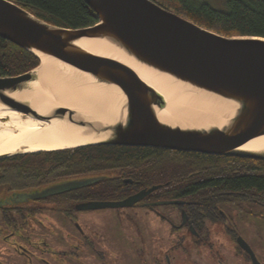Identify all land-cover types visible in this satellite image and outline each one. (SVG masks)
I'll return each instance as SVG.
<instances>
[{
    "label": "water",
    "instance_id": "1",
    "mask_svg": "<svg viewBox=\"0 0 264 264\" xmlns=\"http://www.w3.org/2000/svg\"><path fill=\"white\" fill-rule=\"evenodd\" d=\"M86 1L96 12L98 21L71 28L49 23L12 0H0V36L36 55L40 51L56 56L101 81L121 87L127 96L126 116L111 125H97L95 130L107 131L109 137L96 143L150 145L264 159V150L239 148L264 134V37L220 34L155 0ZM83 36L108 38L138 61L234 100L238 108L223 126L184 128L164 122L156 111V107L163 108L166 104L162 94L128 66L76 44ZM36 68L0 76V103L37 116L39 113L31 103L12 95L27 89L28 83L37 78ZM88 124L94 128L93 123ZM9 153H0V157ZM104 178V175L80 176L39 191L25 192L22 197L39 198L91 185ZM145 191L121 200H94L87 207L133 205L145 196ZM174 203L178 201L155 202ZM246 247L250 249L248 244Z\"/></svg>",
    "mask_w": 264,
    "mask_h": 264
},
{
    "label": "flooded vegetation",
    "instance_id": "2",
    "mask_svg": "<svg viewBox=\"0 0 264 264\" xmlns=\"http://www.w3.org/2000/svg\"><path fill=\"white\" fill-rule=\"evenodd\" d=\"M9 125V117L0 116V126ZM87 145L80 147L104 145L127 150L128 156H137L136 160H122L112 167L105 164L107 167L103 169L128 187L126 191L120 194L107 190L82 191L88 187L96 189V182L25 200L22 197L25 192L39 191L77 178L73 156L79 147L19 150L0 157V264H110L124 261L125 257L148 264H183L188 261L195 264H264V226L256 222L264 218V201L253 197L252 192L207 186L189 192L188 176L193 177L201 170L188 172L187 167L179 170L173 165L175 160L182 167L190 156L189 150L116 143ZM9 150H0V153ZM66 154V160L55 159ZM235 162L237 160L232 158H222L217 164L224 166L222 172H227ZM108 173L98 175L106 177ZM210 178L213 177L201 175L196 182ZM141 190H146L145 196L133 205L87 207L94 200H121ZM162 200H177L175 212H165L160 208L164 204H155ZM135 206L154 213L168 226L132 229L139 226L134 220L128 227L115 230L121 237L126 236L125 239L119 238L126 243L121 251L114 246L115 243L105 239L101 229L84 225L79 217L99 209ZM47 212L62 213L67 218L68 222L63 225L67 226L65 236L59 242L64 245L62 249L45 240L46 230L51 233L50 227L57 226L46 220ZM48 253L55 262L46 255Z\"/></svg>",
    "mask_w": 264,
    "mask_h": 264
},
{
    "label": "bare ground",
    "instance_id": "3",
    "mask_svg": "<svg viewBox=\"0 0 264 264\" xmlns=\"http://www.w3.org/2000/svg\"><path fill=\"white\" fill-rule=\"evenodd\" d=\"M76 44L128 66L154 87L166 101L163 108L156 107L157 115L169 124L184 128L223 126L238 108L234 100L138 61L108 38L83 36ZM37 53L40 57L35 69L37 78L28 83L27 89L12 95L31 103L39 114H26L0 103V116L7 115L10 120L8 127L0 126V150L30 152L47 150L51 146L74 148L108 138L109 132H97L95 127L111 125L125 118L127 96L121 87L101 81L61 58L40 51ZM61 107L65 110L59 111ZM88 122L93 123L94 128ZM239 148L263 151L264 134Z\"/></svg>",
    "mask_w": 264,
    "mask_h": 264
},
{
    "label": "trees",
    "instance_id": "4",
    "mask_svg": "<svg viewBox=\"0 0 264 264\" xmlns=\"http://www.w3.org/2000/svg\"><path fill=\"white\" fill-rule=\"evenodd\" d=\"M12 1L23 6L37 17L63 27H85L98 21L96 12L86 0ZM155 1L208 29L226 36L251 35L264 37V0H226L224 8L214 7L206 0ZM39 63L40 57L34 52L0 36V76L20 74L38 66ZM188 153L190 156L186 158L182 167L178 166L175 160L173 165L179 170L187 167L188 172L201 170L193 177L187 175L190 179L187 185L189 192L205 186L222 190H242L252 192L253 197L264 201V159L193 151ZM73 158L76 159L77 176L80 177L88 174H106L108 171L103 169L107 165L112 167L122 160L133 161L137 159V156L134 154L128 156L127 150L124 149L107 148L100 145L79 147L74 152ZM222 158H232L237 162L232 163L227 172H222L224 166L221 167L217 164L218 159ZM55 159L59 161L66 160L67 154L62 158L56 156ZM159 160L161 159L159 158ZM165 168V166H162V169ZM218 173H220V176L215 177ZM201 175L212 176L213 178L205 182H196ZM113 176L114 174L108 173L103 180L96 184L98 185L96 189L88 187L82 191L102 192L107 190L119 194L126 191L128 187Z\"/></svg>",
    "mask_w": 264,
    "mask_h": 264
},
{
    "label": "rangeland",
    "instance_id": "5",
    "mask_svg": "<svg viewBox=\"0 0 264 264\" xmlns=\"http://www.w3.org/2000/svg\"><path fill=\"white\" fill-rule=\"evenodd\" d=\"M208 3H210L212 6L217 8H224L226 6V0H206ZM174 204H164L161 205L160 208L165 212H175L174 210ZM80 221L84 225H90L96 228L101 229L105 239L115 243L114 246H117L121 251L124 249V246L126 245L123 240H119V238L125 239L126 236H120V234H117L115 232L119 231L120 229H123L125 227H128V225L132 224L134 220L138 223L139 226H133L132 229H139L144 228V226H168L164 222H162L159 217L155 216L154 213L148 212L143 207H131V208H105V209H99L90 211L87 213L86 216H79ZM45 218L47 221L56 224L57 226H51L50 231L51 233L46 230V236L45 240L52 244L55 248L62 249L63 244L62 242L59 244L61 240L60 238L64 239L65 232L67 229V226H63L67 221V218L62 213H49L47 212L45 215ZM256 222H261L260 224L264 226V218L262 220H258ZM56 233V234H55ZM58 235V239H57ZM41 239L44 237L40 236ZM39 238V237H37ZM58 240L56 243L54 241ZM123 246V248H122ZM125 251V250H124ZM122 251L124 254L125 252ZM128 254V253H126ZM52 261H56L53 259L52 255L49 253L46 254ZM41 260V259H40ZM231 263V261H228ZM78 264H81L78 262ZM110 264H148L147 262H144L142 260H133L132 258L125 257L124 261H120L119 263L114 262ZM183 264H195L192 261L183 262Z\"/></svg>",
    "mask_w": 264,
    "mask_h": 264
}]
</instances>
